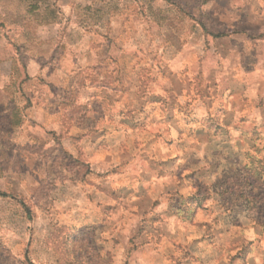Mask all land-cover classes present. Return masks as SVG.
I'll list each match as a JSON object with an SVG mask.
<instances>
[{
    "label": "rangeland",
    "instance_id": "374dc122",
    "mask_svg": "<svg viewBox=\"0 0 264 264\" xmlns=\"http://www.w3.org/2000/svg\"><path fill=\"white\" fill-rule=\"evenodd\" d=\"M195 21L251 36L214 38L207 84ZM228 68L240 130L163 122L167 86L189 116L241 91ZM0 264H264V0H0Z\"/></svg>",
    "mask_w": 264,
    "mask_h": 264
},
{
    "label": "crops",
    "instance_id": "0c3cea01",
    "mask_svg": "<svg viewBox=\"0 0 264 264\" xmlns=\"http://www.w3.org/2000/svg\"><path fill=\"white\" fill-rule=\"evenodd\" d=\"M262 6L258 5V7H253L252 5H246L245 7L241 8H235V10H242V14H247L246 18L248 20V22H246L247 24L250 23L251 21V16H254L255 14H261L262 12ZM231 10L230 8H228L227 11ZM258 10V11H256ZM223 13L222 9L221 10H215L212 11V14L215 15V17L219 18V15ZM220 22V21H219ZM222 22V23H221ZM219 23V25H217V27L219 28H223V30H227L228 28L230 29H234V27H230L228 24H226L225 21H222ZM111 24V23H109ZM193 29L196 30L195 34L198 35V40L197 38L194 39V42H192V44H190V42L188 44H186L185 40L182 41L181 45H188V52L186 50V52L179 54L180 56L178 57L179 62L184 59V56H186L187 54H191L192 50L194 51L193 54H195L194 56H197V60L199 64L198 66V75L200 76V78H204V80L206 81L205 83L207 84L208 81L212 82V80L215 81V78L213 76V70L214 67H212L210 70L208 69V63L209 61L214 58L216 60H218L219 58H221L222 56L226 57V60L228 61H233L232 58L230 59L229 54L227 53H218V51H215L216 48H214L213 42H214V38H229L230 40H234V44L238 45L240 47H242L241 49H238L237 52L236 50H234V52H236V55H241L243 57H245V53L249 50L247 47L250 46L251 44V36L249 35L248 28L247 25L241 28H237V30L241 29L243 32V36H242V40L239 42L238 39H240V34L239 35H235V33H231L229 34V32H219V33H213L212 28L208 25V23L204 22V21H200L197 22L195 21V25H193ZM236 28V27H235ZM199 31V34L198 32ZM246 31V32H245ZM238 38V39H237ZM192 49V50H191ZM113 61L115 60H110L109 64L113 63ZM170 61V60H169ZM97 67L100 68V70L102 71V67H104V64L102 61H100V63H98L96 65ZM242 66V65H241ZM93 70L96 68L95 66L92 67ZM116 68V65L113 67V69L111 68V66H109V69H111L112 71H114ZM91 69V68H89ZM216 70H220V68L216 69ZM100 72V71H98ZM220 72V71H219ZM222 73V72H221ZM225 78L227 80L230 81V83H235V84H241L242 85V89L241 91L239 89H237L236 91L233 89L228 90L225 87H220L218 88L217 86V90L215 91V93H218L220 95H222V102L220 103L219 100L216 99V97L214 96L215 93L214 91L212 92H208V91H201L202 95H204L203 97H199L198 96V104L196 105H192L190 109L191 110V116H189L188 114H185V112H183L181 110V108H184V106H182L180 103H178V114L175 113L173 110V99L171 97L172 95V91L171 89L167 86V90L163 91L162 93V97L164 98V102L167 103V106L165 107L166 109V114H165V119L163 122L167 123L168 126L173 125L172 123H177L180 125H188V124H193V125H197L196 122H198V135L203 137L205 136L206 138L211 135L213 138L215 136V134H217V132L215 130H217L216 128H219L221 126H225L226 128L229 127L231 128V132H234L235 130H240V125H244L245 123V118L246 115H248L246 113H244V106L242 104V106L240 104H237L235 101V97L236 95H238L242 100L244 99V97H247L249 101L250 99H254L257 94L255 92H251L249 89L250 86V79L251 76H253L254 71L250 72L247 69H241V70H224ZM260 75V73H259ZM98 76L100 77L101 75L98 74ZM185 76L182 73L178 74V78H180L181 81L185 80ZM216 82L218 83V79H217V75H216ZM101 83V82H99ZM98 83V84H99ZM205 85V84H204ZM203 87V86H202ZM205 88L210 89L209 86L205 85ZM179 93H181V88L178 89ZM202 90H205L204 88H202ZM239 90V91H238ZM168 91V92H167ZM208 94L207 95H205ZM178 94V93H176ZM210 95V96H209ZM157 101H161L160 99H157ZM162 103V101H161ZM164 103V104H165ZM182 111V112H181ZM175 115V119L174 116ZM249 118V117H248ZM247 119V118H246ZM216 127L215 130H213L212 128ZM243 130V129H242ZM179 134V130L177 132ZM203 140V139H202ZM201 140V141H202Z\"/></svg>",
    "mask_w": 264,
    "mask_h": 264
}]
</instances>
